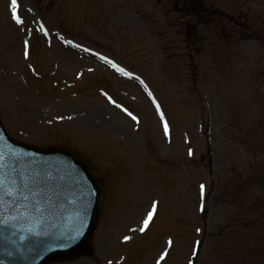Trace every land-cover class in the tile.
Here are the masks:
<instances>
[{"label":"rangeland","instance_id":"obj_1","mask_svg":"<svg viewBox=\"0 0 264 264\" xmlns=\"http://www.w3.org/2000/svg\"><path fill=\"white\" fill-rule=\"evenodd\" d=\"M237 4L245 28L192 14L187 40L175 0H18L22 25L0 0L4 126L77 152L102 181L94 253L57 264H264V42L241 37L264 34V0Z\"/></svg>","mask_w":264,"mask_h":264},{"label":"water","instance_id":"obj_2","mask_svg":"<svg viewBox=\"0 0 264 264\" xmlns=\"http://www.w3.org/2000/svg\"><path fill=\"white\" fill-rule=\"evenodd\" d=\"M42 160L38 159L37 163H41ZM37 168H38V164ZM29 171H33L34 168H29ZM43 171L39 172L41 174ZM87 174L88 171L86 170ZM25 173L19 175V179L24 178ZM29 178L22 183L16 182V185L20 188V193L18 194L14 191L13 197L9 198L3 196V200L0 201V229H11L14 227L15 222L19 219L22 210L26 208L27 203L32 199L45 198L49 203H55L56 200L52 198H47L45 195L44 188L36 187L38 180L32 182L31 189L28 186V190L22 194L24 190V185L28 183ZM22 194V195H21ZM27 197L25 200L23 197ZM98 199L96 198L95 201ZM93 216L91 217V219ZM51 218V216L42 217L41 214H27L23 220L24 230L22 233L17 235L18 240L21 245H18L16 241L9 240L7 236L0 235V241L5 245L3 252H0V264H49L55 260H65L78 251L79 248L85 249L89 246V240L94 231L97 213L93 221L90 220L86 223L83 229V235L81 239L70 241L65 238L60 231V221H56ZM43 237V239H42ZM35 238H41L40 246H36ZM83 241L79 246L76 247L75 244ZM13 242V243H12ZM8 243V246H7ZM7 247V248H6ZM76 247V248H75ZM73 252V253H71ZM11 253L13 254V262L10 258ZM9 256V257H8ZM31 259V260H30Z\"/></svg>","mask_w":264,"mask_h":264},{"label":"snow or ice","instance_id":"obj_3","mask_svg":"<svg viewBox=\"0 0 264 264\" xmlns=\"http://www.w3.org/2000/svg\"><path fill=\"white\" fill-rule=\"evenodd\" d=\"M18 7H19L18 0H10L11 19L13 21H15V23L17 25H22L23 24V20L21 19L20 15H18ZM40 30L44 33L45 36L48 35V32H47V30L44 29L43 25H41V29ZM64 43H66V44H72V41L66 40V41H64ZM73 46L74 47H77V48L80 47V45H78V44L73 45ZM28 48H29L28 41H24V56H25V58H27L28 55H29ZM84 51L87 52V51H89V49H84ZM99 58L102 61H104L105 63L109 64L116 72L120 73L121 75L127 76V77H131L132 74L130 72L125 71L122 67H120L119 65L113 63L107 57H105V56H99ZM149 95H151V93H149ZM109 100H110V102L114 103V101H111V98H109ZM116 107L119 108L120 105L117 104ZM122 110L123 111H127L126 109H122ZM157 111L159 112V106L158 105H157ZM127 114L129 116H131V118L133 120H136V117L135 116H132V114L130 112H128ZM161 119L163 120V115L162 114H161ZM164 133H165V135L168 134V126H167L166 123L164 125ZM191 154L192 153H191V150H190L189 151V155H191ZM24 187L26 188L27 185L25 184ZM200 189H201V195H203L204 186L201 185L200 186ZM14 191L16 193H20V188L16 185V181L14 179L13 180H9L8 181V186L6 187L5 186V179L3 177H0V192L3 193V196H7L9 198H12ZM3 196H0V201L3 200ZM23 198L25 200H27V197L26 196L23 197ZM155 210H156V204L153 203L151 205V211H149L147 213V218L143 220V226L139 229V231L143 232L149 226V222L152 220L153 214H154ZM200 210L203 211V205H201V209ZM197 231H199V229H197ZM76 235L78 236L79 235V232H77ZM75 238H76L75 236L71 237V239H75ZM129 239H130L129 236H125L124 237V240L125 241H127ZM168 243L171 244L172 242L169 241ZM160 259L163 260L164 259V256L162 255ZM157 264H159V261H157Z\"/></svg>","mask_w":264,"mask_h":264},{"label":"bare ground","instance_id":"obj_4","mask_svg":"<svg viewBox=\"0 0 264 264\" xmlns=\"http://www.w3.org/2000/svg\"><path fill=\"white\" fill-rule=\"evenodd\" d=\"M154 221H155V220H154ZM153 223H154V222H153ZM153 223H152V224H153ZM151 226H152V225H151ZM151 226H150V227H151ZM127 231H128V232H127L126 234L129 235V234H132L134 230H133L131 227H128V228H127Z\"/></svg>","mask_w":264,"mask_h":264},{"label":"flooded vegetation","instance_id":"obj_5","mask_svg":"<svg viewBox=\"0 0 264 264\" xmlns=\"http://www.w3.org/2000/svg\"><path fill=\"white\" fill-rule=\"evenodd\" d=\"M201 13H204L203 11Z\"/></svg>","mask_w":264,"mask_h":264}]
</instances>
